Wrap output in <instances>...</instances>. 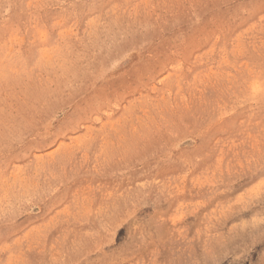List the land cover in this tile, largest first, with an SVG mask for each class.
Masks as SVG:
<instances>
[{
    "label": "rangeland",
    "instance_id": "obj_1",
    "mask_svg": "<svg viewBox=\"0 0 264 264\" xmlns=\"http://www.w3.org/2000/svg\"><path fill=\"white\" fill-rule=\"evenodd\" d=\"M0 264H264V0H0Z\"/></svg>",
    "mask_w": 264,
    "mask_h": 264
}]
</instances>
